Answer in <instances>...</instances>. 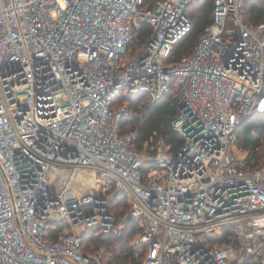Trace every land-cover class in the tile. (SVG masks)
<instances>
[{
  "label": "built area",
  "instance_id": "obj_1",
  "mask_svg": "<svg viewBox=\"0 0 264 264\" xmlns=\"http://www.w3.org/2000/svg\"><path fill=\"white\" fill-rule=\"evenodd\" d=\"M194 1L0 0V264H104L83 230L120 237L130 221L139 264H264V166L246 168L236 133L264 112V19L214 0L194 51L165 64ZM171 88L182 143L136 148L117 95ZM110 194L128 209L110 212Z\"/></svg>",
  "mask_w": 264,
  "mask_h": 264
},
{
  "label": "trees",
  "instance_id": "obj_2",
  "mask_svg": "<svg viewBox=\"0 0 264 264\" xmlns=\"http://www.w3.org/2000/svg\"><path fill=\"white\" fill-rule=\"evenodd\" d=\"M154 2L155 0H144L143 5L145 8H149ZM213 4L214 0H196L186 6L185 13L191 20V28L172 45L169 55L164 58L165 64L175 63L194 51L205 28L212 22ZM243 19L252 26L258 25L264 19V3L258 0H245ZM133 33V39L129 45L131 51L137 50L147 41L152 33V28L143 21L138 27H134ZM122 90L117 95L115 103L125 101L129 111L127 109L128 113L122 115L117 121L119 132L121 134L133 132L135 138L132 143L138 149L144 144L151 146L157 138H163L172 149H177L182 140L172 128V120L177 115L179 108L174 90L171 88L169 94L161 99H153L142 90L130 91L126 94H123ZM236 133L237 153L239 154V150L246 152L243 157L246 168L262 167L264 165V112L254 118L243 119L236 129ZM108 201L109 210L114 214L119 215L128 209V201L123 196L110 194ZM59 227L62 228L61 225ZM137 229L136 224L130 221L120 237L93 230L85 238L82 237V247L85 253H92L103 247L105 253L109 255L100 257L104 264H139L145 251L143 249L135 254L133 244L129 240ZM113 238L121 242L118 251L113 248ZM227 238L226 235L222 237L226 241Z\"/></svg>",
  "mask_w": 264,
  "mask_h": 264
},
{
  "label": "rangeland",
  "instance_id": "obj_3",
  "mask_svg": "<svg viewBox=\"0 0 264 264\" xmlns=\"http://www.w3.org/2000/svg\"><path fill=\"white\" fill-rule=\"evenodd\" d=\"M258 1H261V2H263L262 0H258ZM264 3V2H263ZM118 106H126V108H127V104H126V102L125 101H122V102H119L118 104H117ZM128 109V108H127ZM128 111H129V109H128ZM239 152V155L243 158L244 156H245V154H246V152L245 151H243V150H239L238 151ZM264 166V165H263ZM94 230V232H98V230L97 229H95V228H87V229H85V230H83V232H82V237H86V236H88V233L90 232V231H93ZM133 238V237H132ZM132 238H130L129 240H130V242H131V244H133V247H134V250H135V254H138L139 253V247L136 245V244H134L133 243V239ZM119 240H117L116 238H113V242H114V246H113V248H115V251H118L119 249H120V243L121 242H118ZM93 252H95V253H93ZM92 253H89V252H87V253H89V254H98L100 257H103V255H105L106 257L107 256H109L108 254H106L105 253V249L103 248V247H101V248H99V249H97V250H94ZM111 254V253H110ZM105 256H104V258H105Z\"/></svg>",
  "mask_w": 264,
  "mask_h": 264
},
{
  "label": "water",
  "instance_id": "obj_4",
  "mask_svg": "<svg viewBox=\"0 0 264 264\" xmlns=\"http://www.w3.org/2000/svg\"><path fill=\"white\" fill-rule=\"evenodd\" d=\"M238 127V126H237Z\"/></svg>",
  "mask_w": 264,
  "mask_h": 264
}]
</instances>
